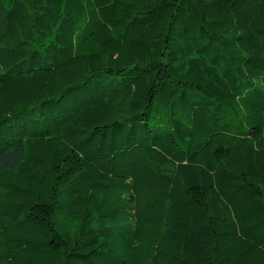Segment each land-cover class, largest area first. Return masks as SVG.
<instances>
[{
    "label": "trees",
    "instance_id": "1",
    "mask_svg": "<svg viewBox=\"0 0 264 264\" xmlns=\"http://www.w3.org/2000/svg\"><path fill=\"white\" fill-rule=\"evenodd\" d=\"M0 264H264V0H0Z\"/></svg>",
    "mask_w": 264,
    "mask_h": 264
}]
</instances>
